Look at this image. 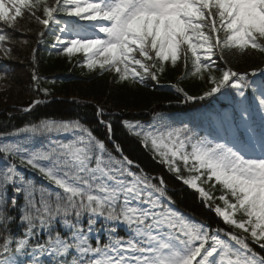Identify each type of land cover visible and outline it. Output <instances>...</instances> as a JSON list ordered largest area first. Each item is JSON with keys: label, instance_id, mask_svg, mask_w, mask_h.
Segmentation results:
<instances>
[{"label": "trees", "instance_id": "16d2710c", "mask_svg": "<svg viewBox=\"0 0 264 264\" xmlns=\"http://www.w3.org/2000/svg\"><path fill=\"white\" fill-rule=\"evenodd\" d=\"M109 1L24 0L0 19V264L149 262L140 227L192 264H264L237 226L254 203L209 169L235 146L264 156V0H165L177 25L133 17L118 68L102 53L120 37L115 7L163 1Z\"/></svg>", "mask_w": 264, "mask_h": 264}, {"label": "rangeland", "instance_id": "374dc122", "mask_svg": "<svg viewBox=\"0 0 264 264\" xmlns=\"http://www.w3.org/2000/svg\"><path fill=\"white\" fill-rule=\"evenodd\" d=\"M24 0H0V19L2 21H12L19 14V7ZM230 2H235V0H229ZM126 7V6H124ZM121 14V9H118ZM138 12H144L145 19L152 25L163 27L168 23L167 15L168 11L159 9L151 1H147L145 6H138L130 12V15L136 14ZM170 21L176 25L177 15L176 13H171ZM126 21L124 19L120 20V29L123 31ZM120 53L124 55V49L122 46H118L115 42L109 46L105 57L109 61H113L118 65V57ZM229 159H232L233 164L230 165L228 160H222L220 162H210L209 167L211 170V176L216 180L223 181L229 184L238 185L242 191L248 196V200L253 199L258 209L253 211L252 215V226L239 224L238 227L246 232L255 241L262 244L264 248V202L262 196L255 185L251 184L247 173H249L250 167L255 163L248 161L245 158H241L236 155V152H229ZM258 168L261 172V177L264 178V161L259 160ZM187 186L196 191L203 199L207 198V194L202 186L199 184L197 179H190L186 182ZM217 214L224 218L230 219L232 211L228 208H221L216 210ZM251 224V223H250ZM140 234H147L150 244L153 248L152 252V262L153 264H191V259L188 257V252L184 244L178 242L177 240L170 238V236L162 235L159 236L154 233H146L143 228L139 229ZM105 257L101 259L98 264H146L141 261H136L134 256H124L121 255H110L107 253Z\"/></svg>", "mask_w": 264, "mask_h": 264}]
</instances>
